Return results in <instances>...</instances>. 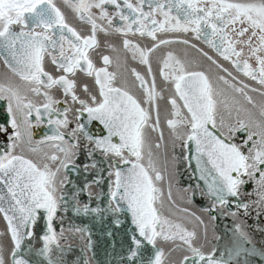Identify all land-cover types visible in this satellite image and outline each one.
Returning a JSON list of instances; mask_svg holds the SVG:
<instances>
[{
    "label": "snow or ice",
    "instance_id": "1",
    "mask_svg": "<svg viewBox=\"0 0 264 264\" xmlns=\"http://www.w3.org/2000/svg\"><path fill=\"white\" fill-rule=\"evenodd\" d=\"M0 111V264H264V0H0Z\"/></svg>",
    "mask_w": 264,
    "mask_h": 264
},
{
    "label": "flooded vegetation",
    "instance_id": "2",
    "mask_svg": "<svg viewBox=\"0 0 264 264\" xmlns=\"http://www.w3.org/2000/svg\"><path fill=\"white\" fill-rule=\"evenodd\" d=\"M4 119V113L3 111H0V122H3ZM39 135V133H37ZM4 143L3 139H0V145ZM73 179H75V176L73 175ZM190 182L189 176L186 174V170L184 166L180 167V183L182 185H187ZM251 190V189H249ZM198 203L202 204L203 201H197ZM72 224H80L81 221L78 218L73 217L72 213L69 212L68 219L65 222V227L67 228L68 225ZM231 221H221L219 223L218 231L222 235L224 233V225L230 224ZM0 225H2V221H0ZM93 240L95 242V259L93 261V264H106V262L109 259H112V256L110 255L113 250L111 248V242L110 240L101 234V229L99 227L93 228ZM86 241L81 240L79 238V234L75 235V238L72 237V234H69V238L63 242L64 246L66 248H70L69 251H67L64 259L66 261V264H78V261L80 264H82V261L87 257H92V252L87 251V249H84ZM35 246L39 248L41 246L40 242H35ZM84 249V251H82ZM35 259V257H33ZM256 264H261L259 261V258H256Z\"/></svg>",
    "mask_w": 264,
    "mask_h": 264
}]
</instances>
